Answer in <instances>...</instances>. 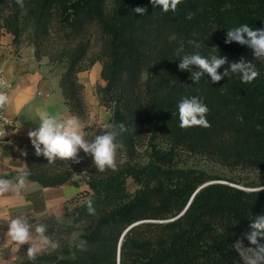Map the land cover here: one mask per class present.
Returning <instances> with one entry per match:
<instances>
[{
    "label": "trees",
    "instance_id": "1",
    "mask_svg": "<svg viewBox=\"0 0 264 264\" xmlns=\"http://www.w3.org/2000/svg\"><path fill=\"white\" fill-rule=\"evenodd\" d=\"M137 7L145 13H135ZM243 24L264 28V0H183L175 13H163L150 0H23V7L17 0H0V27L16 46L27 41L36 58L62 65L59 87L69 110L82 120L88 109L77 74L101 62L105 85L96 93L110 118L95 135L108 123L126 128L116 139L124 158L115 161V171H97L81 150L79 163L48 164L43 156L26 155V170L0 176L15 180L27 172V179L43 187L86 185L81 201L63 217L48 216L35 225H45L56 242L74 234L66 255L42 251L29 260L23 254L15 264H242L232 245L241 239L251 246L244 233L251 218L264 215V190L223 182L196 189L212 180L264 186L241 178L244 171L264 172V62L247 46L225 43L227 30ZM193 53L220 55L229 63L243 58L259 76L251 84L237 74L217 83L205 75L194 83L191 71L178 67ZM191 97L208 107L210 127L179 126L178 104ZM190 157L239 173L211 174L189 166ZM188 202L181 216L165 221Z\"/></svg>",
    "mask_w": 264,
    "mask_h": 264
},
{
    "label": "crops",
    "instance_id": "2",
    "mask_svg": "<svg viewBox=\"0 0 264 264\" xmlns=\"http://www.w3.org/2000/svg\"><path fill=\"white\" fill-rule=\"evenodd\" d=\"M0 71L8 85L9 99L4 107V116L15 122L13 127H6L0 137V176L26 170L25 156L35 155V149L27 134L38 127L39 112H46L59 119L76 118L88 139L93 138L98 126L110 118V111L100 104L96 93L98 86L105 85L99 62L77 74L83 85L84 103L88 109L84 120L69 110L65 103L59 87L62 65L50 63L46 56L36 58L31 45L16 46L12 34L1 27ZM116 151L121 157L122 152L118 146ZM122 159L115 158V161ZM85 188L84 183L77 186L71 182L43 187L27 179L19 197L12 193L0 195V264H15L19 257L27 253L29 246L17 247L7 236L8 225L12 219L18 216L27 217L33 235L30 244L39 246L35 225L48 216L63 217L68 208L81 201V192ZM51 249L48 247L43 251Z\"/></svg>",
    "mask_w": 264,
    "mask_h": 264
},
{
    "label": "clouds",
    "instance_id": "3",
    "mask_svg": "<svg viewBox=\"0 0 264 264\" xmlns=\"http://www.w3.org/2000/svg\"><path fill=\"white\" fill-rule=\"evenodd\" d=\"M152 5L160 8L163 13H175L183 0H150ZM17 3L23 7V0H17ZM146 9L137 7L135 13L143 15ZM191 19V16L188 17ZM236 42L242 46H247L252 50L255 59L264 62V28L253 30L248 24L227 30L226 44ZM199 47V45H197ZM183 49L177 50V55ZM178 67L181 71H191L190 79L197 83L205 75L210 77L212 83L221 81L224 77H230L233 74L239 75L244 84H251L259 76L255 65L243 58L239 62L229 63L227 57L220 55H211L204 57L199 53L184 55L179 60ZM228 65V67H224ZM195 66L198 70L192 71ZM224 68L221 74L218 70ZM8 96L0 92V109L8 103ZM208 107L198 98H183L178 104L179 126L182 129L191 127H210L206 119ZM38 127L28 132V138L35 149L36 156H43L48 164H55L57 160L72 161L79 163L78 154L82 150L85 154L91 156L93 164L97 171L103 173L107 169L116 170L115 154L117 149L116 139L126 128L123 124L113 125L111 123L103 126L102 134L95 135L93 138H86V134L81 128L76 118L59 119L56 116L46 112H39ZM26 155V153H25ZM28 173L23 172L15 180L0 178V195L12 193L19 197L27 182ZM264 187L252 189L251 191L260 192ZM88 211L94 214L95 209L92 202H88ZM250 230L244 233V237L251 246L246 247L241 239H238L232 245L235 252L240 257L242 264H264V244L260 240L264 239V215L251 218ZM47 227L43 224L35 227L36 239L39 246L30 244L33 240L31 225L27 217L18 216L11 220L7 229V236L17 246L27 247V257L29 260H35L36 256L45 248L56 249L59 243L52 241L47 235ZM81 242L78 246L83 250Z\"/></svg>",
    "mask_w": 264,
    "mask_h": 264
},
{
    "label": "rangeland",
    "instance_id": "4",
    "mask_svg": "<svg viewBox=\"0 0 264 264\" xmlns=\"http://www.w3.org/2000/svg\"><path fill=\"white\" fill-rule=\"evenodd\" d=\"M23 44L30 45L29 43H27V41H23L21 45H23ZM97 49H98V45H97V43H94L93 46H92V51H97ZM96 62H99L101 64L100 61H96ZM115 158L121 159V158H124V157H123V155H121V157H120L119 153L116 151ZM187 164L189 166L205 170V171H207V172H209L211 174L223 175V173H224L228 177H230V176L236 177V175H237L236 173H239V172H234L233 173L231 171H228L226 168H223L218 163H214V162H211V161H208V160H205V159H199V158H196V157L187 158ZM242 177L243 178L245 177L244 178L245 181H255V182H258V183H264V172H247V171H244L243 173L241 172V178ZM214 181H216V180H214ZM219 181H221V180H219ZM224 182H226V181H224ZM226 183H230V184L236 185L238 187H242V188H244L246 190L252 188V187H246L243 184H235V183H231V182H226ZM126 186H127V189H128L129 192H132L134 190V183L132 182V180L128 179ZM73 238H74V234L67 236L63 242H58L59 243V247L58 248L51 249V251H48V252H53V253L57 254L58 256H60V257H64L66 255L65 254L66 253L65 250L70 249V245L72 243ZM24 254L27 255V253H24Z\"/></svg>",
    "mask_w": 264,
    "mask_h": 264
},
{
    "label": "built area",
    "instance_id": "5",
    "mask_svg": "<svg viewBox=\"0 0 264 264\" xmlns=\"http://www.w3.org/2000/svg\"><path fill=\"white\" fill-rule=\"evenodd\" d=\"M0 92H4L7 95L8 85L5 83L2 73L0 71ZM14 121L7 119L4 116V108L0 109V137L5 132L6 127H13Z\"/></svg>",
    "mask_w": 264,
    "mask_h": 264
},
{
    "label": "water",
    "instance_id": "6",
    "mask_svg": "<svg viewBox=\"0 0 264 264\" xmlns=\"http://www.w3.org/2000/svg\"><path fill=\"white\" fill-rule=\"evenodd\" d=\"M214 182H223V183H226V182H224V181H214V180H212V181H208V182H206V183L200 185V186L196 189V191H197L198 189L202 188L203 186H205V185H207V184H210V183H214ZM226 184H229V185H232V186H234V187H237V188H240V189L246 190V189H244V188H242V187H238V186L233 185V184H230V183H226ZM262 187H264V186H260V187H256V188H251V189H247V190L259 189V188H262ZM196 191H195V192H196ZM188 204H189V202L187 203V205L185 206V208H184V209H183V210H182L177 216H175V217H173V218H170V219H167V220H165V221H170V220H173V219H175V218L181 216V215L184 213V211L186 210ZM126 230H127V229H126ZM126 230H125V231H126ZM125 231H124L123 233H125ZM123 233H122V234H123ZM118 258H119V254H118Z\"/></svg>",
    "mask_w": 264,
    "mask_h": 264
}]
</instances>
